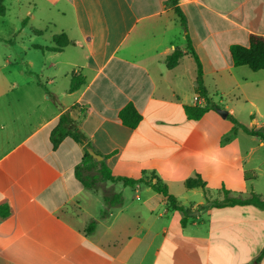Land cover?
Instances as JSON below:
<instances>
[{"label": "crops", "instance_id": "0c3cea01", "mask_svg": "<svg viewBox=\"0 0 264 264\" xmlns=\"http://www.w3.org/2000/svg\"><path fill=\"white\" fill-rule=\"evenodd\" d=\"M48 1L55 30L35 31L20 62L0 59V264L255 263L264 209L212 202L223 201L224 190L264 199V140L232 119L264 129V70L235 67L230 54L251 35L264 38V0H177L187 30L168 0ZM60 34L70 44L49 50ZM176 50L184 56L168 69ZM74 74L86 83L70 92ZM208 99L227 116L208 107L189 119L184 108ZM129 104L142 116L133 129L119 118ZM59 130L68 134L59 138ZM88 148L104 159L91 156L85 176H97L101 162L115 177L151 175L188 214L146 184L108 181L106 192L122 194L124 205L100 218L103 194L76 176ZM197 176L206 192L186 188Z\"/></svg>", "mask_w": 264, "mask_h": 264}, {"label": "trees", "instance_id": "16d2710c", "mask_svg": "<svg viewBox=\"0 0 264 264\" xmlns=\"http://www.w3.org/2000/svg\"><path fill=\"white\" fill-rule=\"evenodd\" d=\"M4 0H0V12L4 13V8L2 6ZM168 2L174 6L175 11L180 19V23L182 26L187 30V22L184 14L177 6V0H168ZM188 38V51L192 54V56L195 59V62L197 64L198 69V78H197V89L199 92L200 97H206L207 90L204 86V79H203V69L202 65L199 61V58L197 57L196 53L194 52L193 46L191 44V40L189 36ZM54 44L55 46L53 48H49V50L52 51H60L62 48H65L70 44V41L68 40L67 36L65 34L56 35L54 37ZM230 54L232 57V61L235 67H242L247 66L254 72H259L264 70V38L262 36L257 35H251L249 40L248 46H242V45H233L230 48ZM184 56V52L180 50H176L172 55L168 56L166 58V65L168 69H173L177 66L179 60ZM86 83V79L82 74H74L71 79L70 84V92H75L79 90L84 84ZM210 102L209 108H215L217 110H220V107L213 104L211 100H206ZM186 115L189 119L193 121H198L202 116L207 112L208 108L203 106H186L184 108ZM120 120L123 122L124 125H126L129 128H136L140 121L142 120V116L137 111V109L134 107V105L129 104L126 107H124L119 114ZM232 118V117H231ZM235 124L241 128L244 129V131L251 135L256 136L264 140V129H258V130H250L247 129L242 124L238 123L237 120L232 118ZM64 134H68L67 132H60L57 134L60 137H62ZM72 136L75 139H79L78 135L76 133H73ZM93 158L86 153L84 157L83 165L78 167L76 170V176L80 180V182L88 189L96 190L98 188V184L100 182H112V183H122L124 186H130L135 187L137 184H146L149 186L152 190H154L157 193L162 194L167 201L169 202V205L174 209L181 212H184L185 214H188L189 210L185 207L179 205L177 199L174 195L170 194L169 189L167 185L162 183L161 181H147L144 178L135 180L130 179L126 177H115L112 175L111 170L106 166L104 162H101V168L99 170V174L93 175V176H85L84 175V168L86 167L87 163L92 162ZM154 174V173H153ZM187 189H196L200 188L204 192H206V182L200 177H194L189 178L186 183ZM225 193V199L223 201H214L212 202L213 206L216 207H226V206H235V205H254L256 207H259L261 209H264V199L261 198L259 195H253L249 199H237L229 197V191L224 190ZM103 199L106 207L102 210L100 214V218H105L109 215V210L113 207H121L124 205V197L120 193H103ZM183 224H187V218L183 219ZM96 228V221H92L89 226L87 227V232L89 234H92L95 231ZM264 256V250L261 253V255L257 258L255 263L253 264H259L262 257Z\"/></svg>", "mask_w": 264, "mask_h": 264}, {"label": "rangeland", "instance_id": "374dc122", "mask_svg": "<svg viewBox=\"0 0 264 264\" xmlns=\"http://www.w3.org/2000/svg\"><path fill=\"white\" fill-rule=\"evenodd\" d=\"M2 6L4 13L0 12V59L11 56L9 58L11 61L20 62L24 57L25 47L35 37V31H46L50 36V31L55 30L47 23L51 20L47 17L54 15L49 12L53 5L48 0H4ZM26 19H28L27 24ZM237 106L238 111L243 115L246 106L243 104ZM144 179L153 181L151 175ZM258 186L264 190V176L259 179ZM106 187H109L107 182L102 181L95 191L102 195L107 191Z\"/></svg>", "mask_w": 264, "mask_h": 264}, {"label": "water", "instance_id": "95a60500", "mask_svg": "<svg viewBox=\"0 0 264 264\" xmlns=\"http://www.w3.org/2000/svg\"><path fill=\"white\" fill-rule=\"evenodd\" d=\"M209 106H210V102L207 101L205 107L208 108ZM220 113H221V115L223 117H226L227 116V112L226 111H223L222 109H220ZM87 151H88L89 155L92 156L97 161H103L104 158L101 155L97 154L93 149L88 148ZM196 212L198 213L199 210H197Z\"/></svg>", "mask_w": 264, "mask_h": 264}]
</instances>
